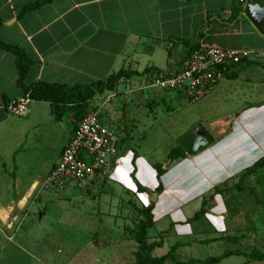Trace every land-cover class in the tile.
<instances>
[{
  "label": "crops",
  "instance_id": "obj_1",
  "mask_svg": "<svg viewBox=\"0 0 264 264\" xmlns=\"http://www.w3.org/2000/svg\"><path fill=\"white\" fill-rule=\"evenodd\" d=\"M37 1L0 0V41L21 48L32 62L25 86L38 82L89 86L104 82L120 71L135 72L137 76L151 77L156 73L171 76L179 71L190 48L198 45L249 52L248 68L235 67L227 73L198 104L201 111L211 104L221 81L243 78L250 71L264 74V40H261L264 36L243 15L247 0L242 3L240 0H55L19 17L26 6ZM258 1L264 5V0ZM242 35L252 39L253 43L241 46ZM250 50L256 52L253 53L255 59H251ZM259 52L262 55L258 58ZM17 79L14 56L0 50V223L7 228L16 223V217L9 224L6 222L12 211H33L35 208L40 218L46 214L45 206L36 204L39 180L55 167L78 124L68 108L61 109L57 119L46 102L30 100L26 115L9 114L6 107L25 97ZM63 123L70 127L69 131L61 130ZM204 123L227 130L206 150L170 163L159 179L156 168L160 164L151 167L128 146V132L123 133L124 142L118 149L119 167L111 178L94 181H109L120 186L121 190L110 188L112 196L131 193L138 197L144 208L152 205L153 226L167 219L170 231L177 238L200 233L193 231L182 208L199 201L198 212L205 200L206 213L202 218L210 232L224 233L226 208L223 197L214 191L264 157V101L224 117L199 120V124ZM192 127H186L185 133L177 135L176 148L178 141ZM58 134L61 141L57 144ZM47 149L50 153L52 150V157L46 154ZM126 178L135 187L139 185L148 192L140 193L137 187L133 192L126 184ZM159 184L161 193L152 202ZM140 195L147 197L148 205ZM222 237L194 239L192 244H211ZM185 245L177 243L172 248L180 250ZM233 255L239 254L224 253L219 257L187 262L177 259L166 263L222 264L223 259ZM210 259L217 260L204 263Z\"/></svg>",
  "mask_w": 264,
  "mask_h": 264
},
{
  "label": "rangeland",
  "instance_id": "obj_2",
  "mask_svg": "<svg viewBox=\"0 0 264 264\" xmlns=\"http://www.w3.org/2000/svg\"><path fill=\"white\" fill-rule=\"evenodd\" d=\"M240 39L241 46L253 43L244 35ZM253 53L256 54L255 51ZM254 54L251 59H255ZM261 55L259 52L257 57ZM248 62L237 68H248ZM247 78L251 80L246 81ZM150 82L147 75L133 76L118 84L115 91L98 95L84 116L99 111L100 123L120 137L121 145L124 142L122 134L128 132V146L151 167L160 164L162 169L168 163L167 155L176 148L177 135L186 127L198 125L199 120L204 122L224 117L264 101V74L254 71L237 80L221 81L211 104L201 111L198 104L205 97L192 104L184 94L150 89ZM65 128L67 131L70 129L63 123L61 130ZM56 141L57 144L61 141L59 134ZM46 154L53 156L52 150L50 153L47 149ZM238 179L229 180L222 187L231 190L223 196L226 208L224 233H211L203 218L191 221L199 207L197 201L183 207L182 212L189 219L193 231L200 233L177 238L170 231L168 220L164 219L147 230L146 244L157 246L150 252H144V256L159 259L174 250L176 253L170 254L172 260L187 262L238 253V256L223 259L222 264H264V261L245 258V255L264 254V170L246 178L239 189H230ZM125 181L136 192L131 180L126 178ZM104 182L94 181L81 188L74 182H68L63 191L38 188L36 204L45 206L46 214L40 218L35 208L33 211H12L6 222L9 224L16 217V223L10 228L0 223V264H135L139 249L135 235L143 220L140 211L144 207L134 194L112 196L110 188L121 190L120 186ZM140 199L145 205L149 204L145 195H140ZM219 236L224 240L192 244L194 239L209 240ZM177 243L186 245L180 250L173 249Z\"/></svg>",
  "mask_w": 264,
  "mask_h": 264
},
{
  "label": "built area",
  "instance_id": "obj_3",
  "mask_svg": "<svg viewBox=\"0 0 264 264\" xmlns=\"http://www.w3.org/2000/svg\"><path fill=\"white\" fill-rule=\"evenodd\" d=\"M242 3L243 0H240ZM247 51L221 50L196 46L189 51L177 73L154 74L150 89L184 94L194 104L206 97L233 68L246 62ZM30 99L11 102L6 110L16 117L28 113ZM119 138L99 121V111L86 114L72 132L54 168L38 185L50 191H63L68 182L86 187L94 180L109 177L120 165Z\"/></svg>",
  "mask_w": 264,
  "mask_h": 264
},
{
  "label": "trees",
  "instance_id": "obj_4",
  "mask_svg": "<svg viewBox=\"0 0 264 264\" xmlns=\"http://www.w3.org/2000/svg\"><path fill=\"white\" fill-rule=\"evenodd\" d=\"M54 1L55 0H39L33 4H30L21 11L19 17L25 15L28 12L35 11L40 7L46 4H50ZM236 15L237 13L233 15V18H235ZM1 24L2 22H0V25ZM193 48L194 47L190 48V50H192ZM0 50L8 52L14 56L16 68L18 71L17 85L24 92L25 96H28V98L32 101L49 103L50 106L52 107V113L57 119H59L60 117L59 116L60 110L63 108H68L74 114V119L76 123H78L84 117L87 108L89 110L91 101H93L98 95H102L105 92L111 93L115 90V88L120 82L127 81L131 77L138 75L135 72L120 71L117 74L108 77L104 82H97L89 86L75 85L73 87H68L60 84H46L42 82L35 83L31 86H25L24 80L28 73V69L32 65L31 60L27 57L26 53L21 48L14 45H9L0 41ZM76 126H74V129ZM185 158H186L185 154L178 147L173 151H171L170 154L168 155L167 157L168 163L165 164V167H168V165L175 160L185 159ZM156 169H157V178L159 179L164 174V170L162 169L161 166H158ZM261 170H264V157L258 160L250 168L244 170L239 176L234 178V179L239 178L238 182L235 184L233 188L230 189L233 190L239 189L240 185L243 184V181H245L246 178L254 175H258V173ZM234 179H232V181ZM224 185L222 187H224ZM136 187L140 193H147L146 189L141 188L139 186ZM222 187L216 188L214 193L223 197L226 194V192L231 190H226L223 189ZM161 190L162 188L161 185L159 184L154 194L159 195L161 193ZM206 205H207V201L203 200L201 204V209L194 215V218L191 221L197 220L204 216V214L206 213L205 210ZM152 208H153L152 205H150L140 211L143 220L138 225L137 227L138 231L137 234L135 235V243L139 247L135 257L136 258L135 264H165L166 261L172 260L170 254H172L174 250L168 255L159 259H153V258H148V256H144V252L146 251L150 252L155 246H157L155 244H149V245L146 244L147 230L153 227V221H152L153 217L151 215ZM247 257L249 260L252 259L256 262L264 261V254H259L255 256H252L251 254V256L248 255ZM216 260L217 259H210L208 261H205L204 263H208V262L213 263Z\"/></svg>",
  "mask_w": 264,
  "mask_h": 264
},
{
  "label": "water",
  "instance_id": "obj_5",
  "mask_svg": "<svg viewBox=\"0 0 264 264\" xmlns=\"http://www.w3.org/2000/svg\"><path fill=\"white\" fill-rule=\"evenodd\" d=\"M243 15L256 31L264 36V5H261L258 0H247ZM226 130V128L214 126L213 123L198 124L179 140L178 146L185 156L193 157L212 146L214 141L219 140L221 133ZM156 196V194L152 195V202L156 200Z\"/></svg>",
  "mask_w": 264,
  "mask_h": 264
}]
</instances>
